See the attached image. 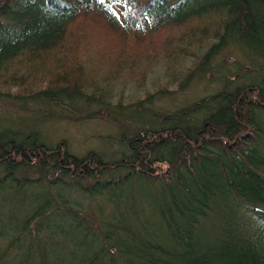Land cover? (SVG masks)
<instances>
[{
    "label": "trees",
    "instance_id": "1",
    "mask_svg": "<svg viewBox=\"0 0 264 264\" xmlns=\"http://www.w3.org/2000/svg\"><path fill=\"white\" fill-rule=\"evenodd\" d=\"M161 43L205 44L172 84L212 93L118 107L100 153L44 141L48 108L88 119L109 105L101 81L139 74ZM0 112V201L21 209L0 212V243L22 264H264V0H0ZM73 192L106 201L66 208ZM60 211L63 231L38 236Z\"/></svg>",
    "mask_w": 264,
    "mask_h": 264
},
{
    "label": "rangeland",
    "instance_id": "2",
    "mask_svg": "<svg viewBox=\"0 0 264 264\" xmlns=\"http://www.w3.org/2000/svg\"><path fill=\"white\" fill-rule=\"evenodd\" d=\"M209 41L210 38L208 39V43ZM162 46L163 43L159 44L157 48L152 49L151 52L143 56L144 58L141 59L142 63L139 64V74H137V71L133 74L127 72L126 75L121 73V77H115L113 81H110V84L101 81V84L98 86L101 87L100 91H106L109 95V105L104 109L92 108L91 110H87L86 113L80 114L81 116L86 114L88 119H73L72 117H77L71 113L69 114L66 110L62 112L52 108L50 110V108H48V112L47 110L44 112L48 116L47 119L40 122V130L42 131L44 141H46L48 145H54L64 140L68 144L69 151L80 157L84 156L83 154L87 152L100 153L99 150L107 149V141L113 139L115 128L110 121L111 115H115V118L119 117L120 120H123V118H120L121 115H119L118 107L120 110L131 109L129 108L131 105H135V103L140 101H145L147 95H154V97L151 98L153 103H155L153 104L154 107H168L172 104L178 105L187 101H193L206 93H212L211 88H207L206 85L201 83L198 84L199 88L195 87L182 92H177L175 84H172L174 83L173 81H178L186 69L192 66L190 64L196 60L194 56L204 51V49L201 48L204 47L205 44L200 47L191 46V51L188 52L189 55H186L187 53L185 52H173L174 54L169 56H165L163 55L164 53L159 51ZM78 58L80 59L79 56ZM104 70L107 72L105 67ZM87 74L85 75L87 76ZM101 74L103 76L105 72L101 71ZM179 74H181V76H179ZM95 84L97 85L98 83L95 81ZM38 86L39 88L47 87V80H41ZM19 90L20 89L16 87L10 90H8V87L2 88L3 92L9 91L11 93H21ZM194 93H196V96H193ZM158 100H160V102H157ZM12 112L15 113V111ZM0 114H2V112H0ZM21 115L23 116V114ZM41 117L42 116H38L36 118L39 119ZM109 146L110 145H108V147ZM101 154L105 155L104 153ZM108 160V158L104 159V161ZM4 187H6V185H4ZM72 194L73 195L66 198L67 200L64 202L67 204L66 208L82 210L85 213L87 211L91 212L92 209L96 210L97 201L102 203L106 201V199H104L105 197L97 196L93 199H87L81 195L82 193L75 194L73 192ZM18 202L20 201H0V212H3L6 218V215L11 211L20 213L21 209ZM104 205L106 208L107 205L105 203ZM136 209H139L137 203ZM63 214L67 215L63 211H60V213L56 212L42 219L38 223V236L47 234L46 231H53L54 233L63 231V228L66 226L65 223L62 222L65 219L62 218ZM66 218H70V215ZM35 222H37V220H34L31 224V230H35L33 229ZM23 225L16 229V231H24L26 227L23 229ZM23 234H26V232L24 231ZM255 236L262 238L259 245L263 247L264 236L261 234H256ZM49 256L51 259L54 258L53 263H56L55 258L58 256L56 247H52ZM16 259L19 260V257H16Z\"/></svg>",
    "mask_w": 264,
    "mask_h": 264
},
{
    "label": "bare ground",
    "instance_id": "3",
    "mask_svg": "<svg viewBox=\"0 0 264 264\" xmlns=\"http://www.w3.org/2000/svg\"><path fill=\"white\" fill-rule=\"evenodd\" d=\"M29 238L30 240L35 239L33 237L32 238L29 237ZM18 251H21V250H16L13 247V245H9L6 240H3L0 243V264H22L21 261L24 256L22 257V253H19ZM16 257H19V260L16 259Z\"/></svg>",
    "mask_w": 264,
    "mask_h": 264
}]
</instances>
